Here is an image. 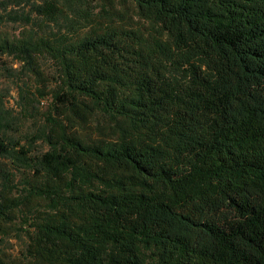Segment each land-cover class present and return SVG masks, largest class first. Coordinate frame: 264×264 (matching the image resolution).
<instances>
[{
  "label": "trees",
  "instance_id": "1",
  "mask_svg": "<svg viewBox=\"0 0 264 264\" xmlns=\"http://www.w3.org/2000/svg\"><path fill=\"white\" fill-rule=\"evenodd\" d=\"M0 56L54 66L43 150L0 91V264H264V0H0Z\"/></svg>",
  "mask_w": 264,
  "mask_h": 264
},
{
  "label": "rangeland",
  "instance_id": "2",
  "mask_svg": "<svg viewBox=\"0 0 264 264\" xmlns=\"http://www.w3.org/2000/svg\"><path fill=\"white\" fill-rule=\"evenodd\" d=\"M41 71L44 80L37 82L26 76L12 58L0 56V91L4 96V104L14 115L20 117L17 134L22 143L33 142L34 151L45 149L42 140L37 137L43 131L49 111V97L38 99L35 89L43 86L47 89L54 87V66L48 59L41 60ZM22 246V237L0 238V248L12 255H17Z\"/></svg>",
  "mask_w": 264,
  "mask_h": 264
}]
</instances>
